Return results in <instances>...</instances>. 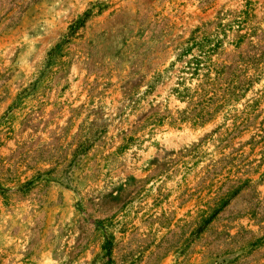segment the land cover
<instances>
[{"label":"rangeland","instance_id":"374dc122","mask_svg":"<svg viewBox=\"0 0 264 264\" xmlns=\"http://www.w3.org/2000/svg\"><path fill=\"white\" fill-rule=\"evenodd\" d=\"M0 264H264V0H0Z\"/></svg>","mask_w":264,"mask_h":264},{"label":"trees","instance_id":"16d2710c","mask_svg":"<svg viewBox=\"0 0 264 264\" xmlns=\"http://www.w3.org/2000/svg\"><path fill=\"white\" fill-rule=\"evenodd\" d=\"M92 15V9H87L81 17H79L74 23L71 24L70 30L68 34L66 35V38L63 40L62 43L58 44L52 51L50 52V55L52 57V60L58 57L62 51V48L64 44L77 33V31L86 23L87 19ZM215 45V46H214ZM197 49L198 55L194 56L193 51ZM216 44L212 42V39L207 36L206 38H198L196 34H194L184 46H182L175 57V60L171 63V65L165 70V72L168 73L174 69L176 63L183 62L187 57L192 55L190 59H188L183 65V67L180 69V72L183 73H190L191 79L193 78H199L201 75L205 80L208 82H213V78L210 76L212 72L220 73V71L215 68L214 64L212 62L211 56L216 51ZM164 75L162 73H158L155 76V81L158 82L160 79H162ZM186 79L185 76H182L179 78L177 82V86L173 88V92L177 94L178 97L181 99L185 98H194L197 94H200L199 90H203V92L208 91L207 89L204 90V84L206 83H200L196 91L192 93V89L186 85ZM210 82V83H211ZM203 118V114L198 115L195 121H199L198 123L205 122Z\"/></svg>","mask_w":264,"mask_h":264}]
</instances>
